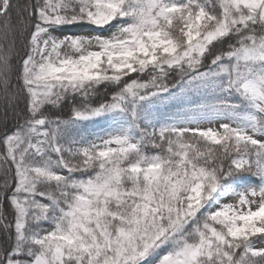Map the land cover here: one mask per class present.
Listing matches in <instances>:
<instances>
[{"label": "snow or ice", "instance_id": "6c2138e0", "mask_svg": "<svg viewBox=\"0 0 264 264\" xmlns=\"http://www.w3.org/2000/svg\"><path fill=\"white\" fill-rule=\"evenodd\" d=\"M12 7L0 264H264V0H29L15 25Z\"/></svg>", "mask_w": 264, "mask_h": 264}, {"label": "trees", "instance_id": "16d2710c", "mask_svg": "<svg viewBox=\"0 0 264 264\" xmlns=\"http://www.w3.org/2000/svg\"><path fill=\"white\" fill-rule=\"evenodd\" d=\"M12 2V10H11V18H12V23L15 25L17 23V17L23 12V9L25 6L29 3V0H11ZM23 15L26 17L27 13L24 12ZM89 28L91 26H83L80 28H72L69 32L66 34L72 35H80L83 33H94L95 32L89 31ZM16 32V35H9L7 39H5V29L3 27L2 21H0V47H3L7 49L9 54L12 57L11 60V69H10V76H11V81L13 87L10 90L11 93H18L19 89L16 86L17 85V80H16V72L17 69L19 68V61L23 55L24 52V42L26 41V35H20L19 34V28H15L13 30ZM15 40V46H12V40ZM173 82V79H169V83L171 84ZM108 94L101 88L98 90L97 94L95 96L89 97V100L87 101L88 103L91 104H98L102 102L103 100L107 99ZM81 98L76 97L74 100L72 98H69L68 101H66L63 105H61L60 108L58 109H52V112L60 115L64 118H67L70 113L71 109L74 106H79L81 104ZM24 101L22 94H20V99L18 100L17 104L15 106H10L5 94L0 91V132L4 130V126L7 125L8 129L11 130L13 127H15L17 124L22 123L23 118H24ZM171 111H176V110H171ZM91 139V137H90ZM3 149L0 147V152H2ZM146 151L148 152H154L156 151L155 149H152L151 147L147 148ZM6 170V166L0 163V185L3 184L4 180L7 179L9 184L13 183V174L12 172H8L7 176H5L3 173ZM77 176L80 174L77 173ZM9 219H12L11 215H9Z\"/></svg>", "mask_w": 264, "mask_h": 264}, {"label": "rangeland", "instance_id": "374dc122", "mask_svg": "<svg viewBox=\"0 0 264 264\" xmlns=\"http://www.w3.org/2000/svg\"><path fill=\"white\" fill-rule=\"evenodd\" d=\"M115 30L116 29H112V31H115ZM57 35H59V33H57ZM80 35H95V34L94 33H83ZM104 35L109 36L111 35V32H105ZM172 110H176V109H172ZM201 127H218V123L208 124L207 122H205L201 125ZM107 128H108V124L102 119L93 121V122H87L85 135H88L90 133L91 135L89 136V138L90 137L95 138L96 135H102ZM226 202H229V203L232 202V198L231 197L227 198ZM261 244H264V242H261Z\"/></svg>", "mask_w": 264, "mask_h": 264}]
</instances>
